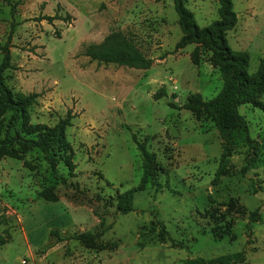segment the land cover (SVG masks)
<instances>
[{
    "label": "rangeland",
    "instance_id": "1",
    "mask_svg": "<svg viewBox=\"0 0 264 264\" xmlns=\"http://www.w3.org/2000/svg\"><path fill=\"white\" fill-rule=\"evenodd\" d=\"M18 1L0 0V65L5 48L13 65L6 83L15 93L39 94L32 125L53 128L75 115L67 129L75 170L60 164L63 180L56 179L38 150L20 160L0 157V234L8 232L0 264H181L238 252L246 254L243 264H264V112L260 104L239 109L257 145L250 165L243 133L222 135L212 119L182 108L190 94L216 98L224 79L204 47L177 49L183 34L173 0ZM233 3L238 24L227 40L250 54L254 74L264 59V0ZM186 6L201 28L219 20V0ZM113 33L139 47L151 68L86 56ZM162 87L167 96L156 100ZM257 101L264 105V94ZM10 118L0 111V141L20 131ZM134 135L150 138L160 186L151 179L135 195L134 211L122 214L119 195L141 187L144 173ZM50 185L56 203L39 196ZM257 211L261 219L249 229ZM86 233L94 235L89 243L75 238Z\"/></svg>",
    "mask_w": 264,
    "mask_h": 264
},
{
    "label": "trees",
    "instance_id": "2",
    "mask_svg": "<svg viewBox=\"0 0 264 264\" xmlns=\"http://www.w3.org/2000/svg\"><path fill=\"white\" fill-rule=\"evenodd\" d=\"M23 1H18L16 6L22 4ZM173 2L183 34L177 44V49H183L191 44L204 47L211 52L210 62L220 70L224 79L223 88L216 98L204 101L200 94H190L182 108L190 110L198 117L206 116L212 119L222 135H231L234 132L243 133L247 143L250 145L252 156L249 164L251 165L253 155L257 153V145L250 137L248 122L240 114L239 109L244 105L260 104L264 112V105L257 101L264 94V59L261 60L257 72L250 74V54L245 51H235L229 46L227 33L236 28L238 24V16L234 11L233 0H219V20L205 28L198 26L194 13L186 6V0H173ZM56 19H59V17H42V20H47L51 23ZM4 50L5 56L0 65V111L11 113L10 127L20 126V131L13 139L0 141V157L9 156L20 160L29 152L38 150L43 154L55 178L63 180L62 175L59 174L60 164L68 168L70 173L75 170L73 163L74 150L67 138V129L72 126L75 115L70 111L53 128L32 125L31 108L36 104L40 96L37 93L28 95L15 93L8 86L5 72L13 69L12 54L9 48ZM85 54L99 64H115L136 70H147L153 64V60L147 58L139 47L120 33L111 34L100 45L87 47ZM192 62L197 66L200 65V59L196 55L192 56ZM165 96H167L165 87H162L155 94L156 100H160ZM176 97L174 94L173 98ZM170 106L179 108L172 102ZM134 140L143 158L144 173L141 187L133 188L119 195L117 208L122 214H129L134 211L135 195L143 190L151 179L154 180L157 186H160L158 178L161 168L157 162L156 155L147 148L150 138L147 137L143 142H140L137 136L134 135ZM226 160L227 158L224 157L217 173V178L224 173ZM55 190L56 185H50L45 187L39 196L48 202L56 203L59 201V197ZM260 219L261 214L258 211L252 213L248 228H251V223H257ZM55 235H58V232L52 230L51 237ZM93 236L92 233H86L75 238L89 243L90 238ZM7 241L8 232L6 231L0 234V250ZM245 260V252H238L213 259H187L181 264H243Z\"/></svg>",
    "mask_w": 264,
    "mask_h": 264
},
{
    "label": "built area",
    "instance_id": "3",
    "mask_svg": "<svg viewBox=\"0 0 264 264\" xmlns=\"http://www.w3.org/2000/svg\"><path fill=\"white\" fill-rule=\"evenodd\" d=\"M22 264H31L27 259H24L23 261H22Z\"/></svg>",
    "mask_w": 264,
    "mask_h": 264
}]
</instances>
